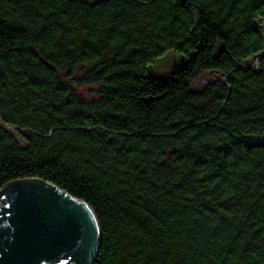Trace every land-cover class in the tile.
Returning a JSON list of instances; mask_svg holds the SVG:
<instances>
[{"label": "trees", "instance_id": "1", "mask_svg": "<svg viewBox=\"0 0 264 264\" xmlns=\"http://www.w3.org/2000/svg\"><path fill=\"white\" fill-rule=\"evenodd\" d=\"M263 18L264 0H0V189L85 202L91 264H264ZM167 51L187 62L147 75ZM206 72L225 79L192 91Z\"/></svg>", "mask_w": 264, "mask_h": 264}, {"label": "water", "instance_id": "2", "mask_svg": "<svg viewBox=\"0 0 264 264\" xmlns=\"http://www.w3.org/2000/svg\"><path fill=\"white\" fill-rule=\"evenodd\" d=\"M0 193L7 202L0 212V264L93 262L100 234L85 202L39 179L10 182Z\"/></svg>", "mask_w": 264, "mask_h": 264}, {"label": "rangeland", "instance_id": "3", "mask_svg": "<svg viewBox=\"0 0 264 264\" xmlns=\"http://www.w3.org/2000/svg\"><path fill=\"white\" fill-rule=\"evenodd\" d=\"M95 1V0H87ZM256 28L264 35V18L257 22ZM254 58H251L246 63L242 64L244 68L254 67ZM187 62V58L178 54L175 51H167L161 57L157 58L154 63L147 67V75L153 76L160 80H167L170 78V73L173 70L179 69ZM225 78L220 76L217 72H206L205 74L199 76L191 84V90L194 92L202 91L209 83L216 80H224ZM73 89H75L84 99L91 100L94 97V90L92 88L81 87L75 81L70 83ZM1 125V124H0ZM5 128L10 131L17 139L19 143L23 145V141L16 134V130L13 127L5 126Z\"/></svg>", "mask_w": 264, "mask_h": 264}, {"label": "snow or ice", "instance_id": "4", "mask_svg": "<svg viewBox=\"0 0 264 264\" xmlns=\"http://www.w3.org/2000/svg\"><path fill=\"white\" fill-rule=\"evenodd\" d=\"M0 195H2V193H0Z\"/></svg>", "mask_w": 264, "mask_h": 264}]
</instances>
